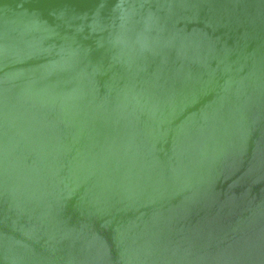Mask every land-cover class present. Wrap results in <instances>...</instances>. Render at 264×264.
<instances>
[{"label":"water","instance_id":"water-1","mask_svg":"<svg viewBox=\"0 0 264 264\" xmlns=\"http://www.w3.org/2000/svg\"><path fill=\"white\" fill-rule=\"evenodd\" d=\"M0 264H264V0H0Z\"/></svg>","mask_w":264,"mask_h":264}]
</instances>
